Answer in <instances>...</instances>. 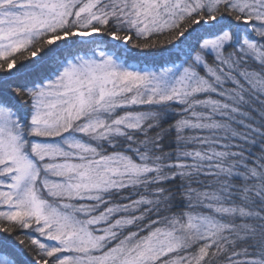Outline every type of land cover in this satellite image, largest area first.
Returning a JSON list of instances; mask_svg holds the SVG:
<instances>
[{"label": "snow or ice", "instance_id": "obj_1", "mask_svg": "<svg viewBox=\"0 0 264 264\" xmlns=\"http://www.w3.org/2000/svg\"><path fill=\"white\" fill-rule=\"evenodd\" d=\"M0 264H264V0H0Z\"/></svg>", "mask_w": 264, "mask_h": 264}]
</instances>
